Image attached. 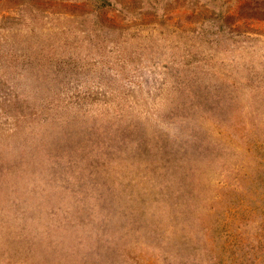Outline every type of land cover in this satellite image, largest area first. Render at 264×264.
Wrapping results in <instances>:
<instances>
[{
	"label": "rangeland",
	"instance_id": "374dc122",
	"mask_svg": "<svg viewBox=\"0 0 264 264\" xmlns=\"http://www.w3.org/2000/svg\"><path fill=\"white\" fill-rule=\"evenodd\" d=\"M255 4L0 0V264H264Z\"/></svg>",
	"mask_w": 264,
	"mask_h": 264
},
{
	"label": "trees",
	"instance_id": "16d2710c",
	"mask_svg": "<svg viewBox=\"0 0 264 264\" xmlns=\"http://www.w3.org/2000/svg\"><path fill=\"white\" fill-rule=\"evenodd\" d=\"M263 7V8H262ZM254 8L256 10V13H262L264 11V6L260 5V4H255ZM263 239H264V233L262 235Z\"/></svg>",
	"mask_w": 264,
	"mask_h": 264
}]
</instances>
